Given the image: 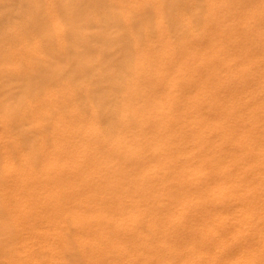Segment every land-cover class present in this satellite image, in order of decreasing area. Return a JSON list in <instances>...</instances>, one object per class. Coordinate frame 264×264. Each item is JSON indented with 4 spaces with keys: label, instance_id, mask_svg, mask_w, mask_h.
Returning <instances> with one entry per match:
<instances>
[{
    "label": "bare ground",
    "instance_id": "bare-ground-1",
    "mask_svg": "<svg viewBox=\"0 0 264 264\" xmlns=\"http://www.w3.org/2000/svg\"><path fill=\"white\" fill-rule=\"evenodd\" d=\"M53 2L0 34V264H264V61L225 1Z\"/></svg>",
    "mask_w": 264,
    "mask_h": 264
},
{
    "label": "rangeland",
    "instance_id": "rangeland-1",
    "mask_svg": "<svg viewBox=\"0 0 264 264\" xmlns=\"http://www.w3.org/2000/svg\"><path fill=\"white\" fill-rule=\"evenodd\" d=\"M15 1V2H14ZM27 0H24V3L26 2ZM223 1H225L224 3H221V8H220V12H221V15H220V20L221 21H224V22H221V24H222V26H226V28L228 29L229 27H230V29H228L229 31H228V34H227V32H225L224 34H223V39L224 40H226L227 39V36H228V39L230 40V44L233 46V45H236L238 42V45L237 46H234L233 48L231 47V49H230V51H229V54L231 53V54H234V48H240V54H239V56H238V59L240 60V61H243L244 59V61H246L247 59L249 60V59H251L250 57H253V59H259V60H262V61H264V0H223ZM23 2V0H20V2H19V0L18 1H16V0H13V1H11V3H13L12 5H13V7H14V12L13 13H16V15L17 16H14V17H12L13 19H10L9 21L7 20L6 22L4 21V23L2 24V25H0V34L2 33V31L3 30H7V29H9L10 28V26L11 25H14L15 27H16V30L14 31L15 33V35H16V39H17V37L19 38V40H22V39H27L29 36H31V34H32V30L31 31H29V29H27V28H25V15L23 14V10L21 9L22 8V6H24L23 4L24 3H22ZM38 2H41V3H44V5L45 6H49L47 9H48V11L51 13V14H48V12H47V14H48V16H50V17H56V16H58V14H55V12L57 13V11L56 10H54V8L52 7V5H54V4H52L51 5V3L53 2V0H49V1H47V0H38ZM11 3L9 4L8 2H7V0H0V17L2 16V14L5 16L6 14L8 15V13H6V12H9V8L8 7H10L11 6ZM49 3V4H48ZM54 3V2H53ZM228 3V4H227ZM6 6V8L8 9V10H6V8H5V6ZM17 5V6H16ZM51 5V6H50ZM216 5V4H215ZM224 5H226V6H224ZM2 6H4V7H2ZM8 6V7H7ZM224 6V7H223ZM12 6L10 7V9L12 10V8H13ZM50 7H52L53 8V10H52V8H50ZM209 7H210V5H208V6H205V12H207V16L208 15H210V12H211V10H209L208 11V9H209ZM225 7H226V9H225ZM3 8H5V9H3ZM207 8V9H206ZM5 12V13H2L3 11ZM53 11V12H52ZM215 11H217V10H215ZM225 11V12H224ZM209 12V13H208ZM227 12V13H226ZM226 13V14H225ZM52 14H53V16H52ZM212 14V13H211ZM215 14V13H214ZM222 14H224V16H222ZM6 15V16H7ZM205 16H206V13H205ZM226 16V17H225ZM228 16V17H227ZM8 17V16H7ZM17 17H20L19 19L17 18ZM233 17H235L234 19H233ZM210 18H212V17H209V21H210ZM227 18V19H226ZM224 19H226V20H224ZM230 21H229V20ZM231 21H232V23H233V25L234 26H232V25H230L231 24ZM211 22V21H210ZM210 22H208L207 23V25H208V28L210 27H212V26H215V24H213V23H210ZM15 23V24H14ZM213 24V25H212ZM225 24V25H224ZM236 24V25H235ZM212 25V26H211ZM228 25V26H227ZM235 27V28H234ZM239 29H238V28ZM245 27H247V28H245ZM212 28H214V27H212ZM237 28V30H235ZM244 29V30H243ZM246 29H248L249 31H251V32H249V34L247 35V33H248V30H246ZM257 29V30H256ZM261 29V30H260ZM232 30V31H231ZM247 32H246V31ZM253 30V31H252ZM234 31V32H233ZM235 31H238V33H240V32H242L243 33V31H245L243 34H244V36L240 33V36H239V34L237 33V32H235ZM258 31V33H256ZM262 31V32H261ZM208 33L209 31H207V30H205V33ZM31 33V34H30ZM206 33V34H207ZM238 35H237V34ZM252 35H251V34ZM253 33H254V35H253ZM263 33V34H262ZM206 34H205V36H206ZM232 34V35H231ZM246 34V35H245ZM225 35V36H224ZM256 35V36H255ZM258 35V36H257ZM239 36V37H238ZM242 36V37H241ZM247 36V37H246ZM248 36L250 37L249 39H248ZM260 36V37H259ZM207 38H206V42H205V45L207 46V44H208V41H209V44H208V46H207V48H210L209 47V45L211 44L210 43V36H209V33H208V35L206 36ZM245 37V38H244ZM256 39H255V38ZM231 38V39H230ZM237 38H238V40H237ZM240 38V39H239ZM252 38V40H250ZM260 38V39H259ZM244 39V40H243ZM223 40V41H224ZM235 40H236V42H235ZM243 42H242V41ZM247 40V41H246ZM252 42V43H250V41ZM257 40V41H256ZM262 42H261V41ZM233 41V42H232ZM238 41V42H237ZM245 41V42H244ZM256 41V42H255ZM259 41V42H258ZM261 42V43H260ZM232 43H234V44H232ZM242 43V44H241ZM247 43V44H246ZM263 43V44H262ZM49 45H50V47H46L45 49H46V52H50V51H52L53 49H52V44L51 43H48ZM47 44V45H48ZM253 44V45H252ZM13 45H15V43L13 44ZM16 45H17V42H16ZM247 45V46H246ZM258 45V46H257ZM242 46V47H241ZM243 46H244V48H243ZM260 47V48H259ZM263 47V48H262ZM54 48V47H53ZM253 48V49H252ZM50 49V50H49ZM260 49V51H258ZM4 51V50H3ZM251 51V52H250ZM233 52V53H232ZM253 53V56L251 55ZM256 53H258V54H256ZM259 53H260V55H259ZM245 55V56H244ZM247 55H249L248 56V58H247ZM255 56V57H254ZM240 57V58H239ZM242 57H245L244 59H242ZM242 59V60H241ZM0 60H1V58H0ZM11 60V59H10ZM247 60V61H248ZM252 60V59H251ZM5 73H8V72H5ZM252 73V72H251ZM251 73H250V75H251ZM255 73H253L252 75H254ZM1 129V128H0ZM2 178V175L0 174V179ZM4 217L3 216H1V214H0V225L1 224H3L4 223ZM2 222V223H1ZM1 235H3V234H1ZM3 238V237H2ZM3 249V247H2V242L0 243V252H1V250Z\"/></svg>",
    "mask_w": 264,
    "mask_h": 264
}]
</instances>
